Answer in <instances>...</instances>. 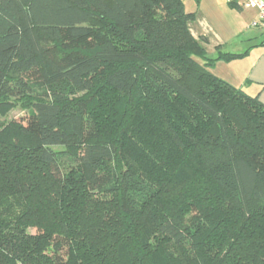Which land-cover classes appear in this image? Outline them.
I'll list each match as a JSON object with an SVG mask.
<instances>
[{"label":"trees","instance_id":"obj_1","mask_svg":"<svg viewBox=\"0 0 264 264\" xmlns=\"http://www.w3.org/2000/svg\"><path fill=\"white\" fill-rule=\"evenodd\" d=\"M194 19L0 0V264H264V104Z\"/></svg>","mask_w":264,"mask_h":264},{"label":"crops","instance_id":"obj_2","mask_svg":"<svg viewBox=\"0 0 264 264\" xmlns=\"http://www.w3.org/2000/svg\"><path fill=\"white\" fill-rule=\"evenodd\" d=\"M195 3V29L194 20L189 29L208 56L217 57L219 50L245 55L228 63L218 62L213 73L264 104V28L252 26L258 21V12L244 8L241 0Z\"/></svg>","mask_w":264,"mask_h":264},{"label":"rangeland","instance_id":"obj_3","mask_svg":"<svg viewBox=\"0 0 264 264\" xmlns=\"http://www.w3.org/2000/svg\"><path fill=\"white\" fill-rule=\"evenodd\" d=\"M186 1V9L188 12H195V0H184ZM195 29V20L192 23ZM195 31V30H194ZM27 116V110L23 107V105L18 104L14 109L8 111L5 115L0 116V120L5 124H8L12 121H21ZM31 233L35 234L36 231H31Z\"/></svg>","mask_w":264,"mask_h":264},{"label":"built area","instance_id":"obj_4","mask_svg":"<svg viewBox=\"0 0 264 264\" xmlns=\"http://www.w3.org/2000/svg\"><path fill=\"white\" fill-rule=\"evenodd\" d=\"M244 8L258 12V21L253 22L255 28H264V0H241Z\"/></svg>","mask_w":264,"mask_h":264}]
</instances>
